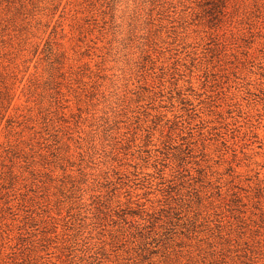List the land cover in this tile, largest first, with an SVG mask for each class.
Masks as SVG:
<instances>
[{
  "label": "rangeland",
  "instance_id": "1",
  "mask_svg": "<svg viewBox=\"0 0 264 264\" xmlns=\"http://www.w3.org/2000/svg\"><path fill=\"white\" fill-rule=\"evenodd\" d=\"M0 264H264V0H0Z\"/></svg>",
  "mask_w": 264,
  "mask_h": 264
}]
</instances>
